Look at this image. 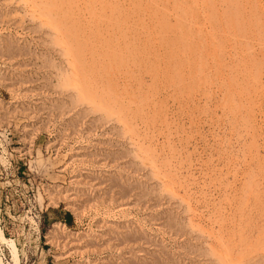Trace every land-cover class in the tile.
<instances>
[{"label":"rangeland","instance_id":"374dc122","mask_svg":"<svg viewBox=\"0 0 264 264\" xmlns=\"http://www.w3.org/2000/svg\"><path fill=\"white\" fill-rule=\"evenodd\" d=\"M263 5L0 0L3 261L5 239L19 264H217L207 239L254 264L255 241L239 242L264 205ZM98 33L103 65H84Z\"/></svg>","mask_w":264,"mask_h":264},{"label":"bare ground","instance_id":"6f19581e","mask_svg":"<svg viewBox=\"0 0 264 264\" xmlns=\"http://www.w3.org/2000/svg\"><path fill=\"white\" fill-rule=\"evenodd\" d=\"M16 1V0H15ZM220 1V0H219ZM183 2V1H182ZM220 3V2H219ZM238 3H239V1H238ZM228 4V3H227ZM262 4V3H261ZM211 5V4H210ZM226 5V4H225ZM248 5V4H247ZM233 6V5H232ZM264 6V5H263ZM35 7L36 6H34V9H35ZM225 7V6H224ZM261 7V6H260ZM23 8V7H22ZM29 8V7H28ZM239 9H240V7H238ZM25 9V8H24ZM30 9H32V8H30ZM16 10V9H15ZM264 10V9H263ZM29 11V10H28ZM230 11H231V9H230ZM27 13V12H26ZM229 13V12H228ZM233 13V12H232ZM46 13H44L43 15H45ZM230 14V13H229ZM0 15H1V13H0ZM47 18V17H46ZM44 19V20H47V19ZM36 19V18H35ZM179 19V18H178ZM235 19V18H234ZM233 19V20H234ZM230 20V19H229ZM259 20H260V18H259ZM222 21V20H221ZM43 23V22H42ZM191 24V23H190ZM37 25V24H36ZM50 27H52V26H50ZM47 28V27H46ZM57 28V27H56ZM49 29V28H48ZM260 29V28H259ZM51 31V30H50ZM60 31V30H59ZM66 31V30H65ZM45 32V31H44ZM55 32H56V30H55ZM259 32H260V30H259ZM58 33V32H57ZM59 33H61V32H59ZM256 33H258V32H256ZM55 34V33H54ZM217 34V33H216ZM61 35V34H60ZM252 36H253V34H252ZM59 38V37H58ZM63 38V37H62ZM95 38H96V43H95V45H93V47H92V51L89 53V55L88 56H86V54H85V58L86 59H84L85 61H83V62H85V64L84 65H103V62H102V59H101V57L99 56V58H98V56L97 55H95L98 51H102V42L105 40L101 35H100V33H98L97 35H95ZM103 38V39H102ZM157 38V37H156ZM254 38V37H253ZM51 39V38H50ZM53 39V38H52ZM64 39V38H63ZM62 39V40H63ZM249 39V38H248ZM54 40H57V37H56V39H54ZM77 41H78V39H77ZM97 41H98V43H97ZM59 42V41H58ZM64 42V41H63ZM70 42H72V41H70ZM243 42V41H242ZM50 43H52V42H50ZM232 43V42H231ZM247 43H249L250 44V42L249 41H247ZM44 44V43H43ZM53 44V43H52ZM55 44V43H54ZM63 44V43H62ZM237 44V43H236ZM69 45H70V43H69V40H67V42H65V46L63 47V48H61V49H64V53H65V55H67L66 56V60H65V62H67V64H68V66L69 65H74V62H73V55H72V53H71V51H70V47H69ZM247 45V47H248V44H246ZM155 46V45H154ZM218 47V46H217ZM140 48V47H139ZM237 48V47H236ZM248 49V48H247ZM259 49V48H258ZM257 49V50H258ZM159 50V49H158ZM239 50V49H238ZM256 50V51H257ZM235 51V50H234ZM237 51V50H236ZM259 51V50H258ZM26 52V51H25ZM88 54V53H87ZM238 55H240V53L238 54ZM242 55V54H241ZM61 56V55H60ZM62 56H64V55H62ZM79 56V55H78ZM117 56V55H116ZM231 57V56H230ZM76 58V57H75ZM200 58V57H199ZM232 58V57H231ZM240 58V57H239ZM211 60V59H210ZM224 60V59H223ZM246 60H248V59H246ZM213 61V60H212ZM224 61H226V60H224ZM251 60H249V61H247V62H250ZM62 62V61H61ZM141 62V61H140ZM225 63V62H224ZM245 63V62H244ZM53 64H54V62H53ZM52 64V65H53ZM66 64V65H67ZM137 64V63H136ZM213 64H215L214 62H213ZM229 64V63H228ZM247 64H249V63H247ZM251 64V63H250ZM211 65V64H210ZM236 65V64H235ZM130 66V65H129ZM137 66V65H136ZM139 66V65H138ZM248 66V65H247ZM73 67V66H72ZM76 67V66H75ZM234 67V66H233ZM239 67V66H238ZM246 67V66H245ZM245 67H244V69H245ZM255 67H260V66H255ZM70 68H71V66H70ZM78 68V67H77ZM211 68V67H210ZM235 68V67H234ZM56 69V68H55ZM80 69V68H79ZM101 69V68H100ZM125 69V68H124ZM246 69H248V67L246 68ZM257 69H259V68H257ZM68 69H66V72H68L67 71ZM215 70V69H214ZM230 70V69H229ZM72 71H73V69H72ZM81 71V70H80ZM221 71V70H220ZM219 72V71H218ZM231 72H232V70H231ZM254 72H256V70L254 71ZM253 72V73H254ZM62 73H63V71H62ZM223 73V72H222ZM3 73H1L0 74V84L2 85V86H4L5 87V89H9V91L11 90L12 91V89H13V87L12 86H10L11 84L7 81V75H5V74H3ZM58 74V73H57ZM59 74H60V72H59ZM64 74H66V73H64ZM70 74H71V72H70ZM239 74V73H238ZM250 74V73H249ZM248 73L246 74V75H249ZM256 74H257V72H256ZM255 74V75H256ZM11 75V74H10ZM240 75V74H239ZM245 75V74H244ZM245 75V76H246ZM253 76H254V74H252ZM252 75H250V76H252ZM79 76V75H78ZM89 76V75H88ZM249 76V77H250ZM12 77V76H11ZM90 77V76H89ZM94 77V76H93ZM101 77H102V75H101ZM130 77V76H129ZM217 77V76H216ZM240 77V76H239ZM260 77V76H259ZM9 78V77H8ZM60 78V77H59ZM63 78V77H62ZM72 76L71 75H68V76H66L65 75V78L63 79L64 81H65V83H67L68 82V86H71V82H73L72 81ZM148 78V77H147ZM218 78V77H217ZM81 79V78H80ZM82 79H84V78H82ZM215 79V78H214ZM248 79V78H247ZM255 79V78H254ZM75 80H77V79H75ZM79 80V79H78ZM226 80V79H225ZM245 80V79H244ZM243 80V81H244ZM90 81H91V79H90ZM127 81V80H126ZM246 81V80H245ZM250 81V80H249ZM78 82V81H77ZM216 82H217V80H216ZM219 82V81H218ZM111 83V82H110ZM126 83V82H125ZM128 83V82H127ZM223 83H224V81H223ZM226 83V82H225ZM92 84H94V83H92ZM108 84V83H107ZM123 84V83H122ZM217 84V83H216ZM242 84V83H241ZM76 85V84H75ZM84 85H86L85 83H84ZM234 85V83L232 84V86ZM131 86V85H130ZM129 86V87H130ZM170 86V85H169ZM212 86V85H211ZM256 86H258V85H256ZM10 87H12V88H10ZM206 87V86H205ZM214 87V86H213ZM86 89L85 90H87V87H85ZM89 88V87H88ZM242 88V87H241ZM73 89V88H72ZM173 89V88H172ZM231 89V88H230ZM243 89H244V86H243ZM249 89V88H248ZM248 89H246V90H248ZM76 90V89H75ZM109 90V89H108ZM111 90V89H110ZM223 90H224V88H223ZM250 90V89H249ZM10 91V92H11ZM78 91H80V90H78ZM172 91V90H171ZM217 91V90H216ZM222 91V90H221ZM225 91V90H224ZM239 91V90H238ZM76 92H77V90H76ZM101 92V91H100ZM242 92V91H241ZM107 93V92H106ZM111 93V92H110ZM122 93V92H121ZM230 93V92H229ZM262 93V92H261ZM79 94V93H78ZM237 94H238V92H237ZM250 94V93H249ZM248 94V95H249ZM91 95V94H90ZM121 95V94H120ZM159 95V94H158ZM165 95V94H164ZM211 95V94H210ZM245 95H246V93H245ZM251 95V94H250ZM78 96V95H77ZM106 96H108V95H106ZM167 96V95H166ZM239 96V95H238ZM253 96H255V95H253ZM257 96V95H256ZM68 97V96H67ZM126 97V96H125ZM159 97V96H158ZM231 97H233V96H231ZM69 98V97H68ZM92 98V97H91ZM98 98V97H97ZM101 98H102V96H101ZM100 98V99H101ZM256 98V97H255ZM99 99V100H100ZM104 99V98H103ZM234 99V98H233ZM248 99V98H247ZM72 100V99H71ZM99 100H97V101H99ZM102 100V99H101ZM263 100V99H262ZM70 101V100H69ZM82 101V100H81ZM221 101H223V100H221ZM250 101H252V100H250ZM254 101V100H253ZM256 101V100H255ZM90 102V101H89ZM96 102V101H95ZM102 102H103V100H102ZM108 102V101H107ZM107 102H106V100H105V103H102L103 105H101L102 106V109L103 110H105L106 111V109H110V108H112L111 107V105L113 106V104H110L109 102H108V105H107ZM114 102H116V101H114ZM117 103V102H116ZM189 103V102H188ZM259 103V102H258ZM145 104V103H144ZM92 105V104H91ZM98 105H100L99 104V102H98V104L96 103L94 106H98ZM236 105V104H235ZM234 105V106H235ZM249 105H250V103H249ZM254 105H255V103H254ZM115 106V105H114ZM237 106V105H236ZM92 107V106H91ZM137 107V106H136ZM199 107V106H198ZM209 107V106H208ZM106 108V109H105ZM114 108V107H113ZM223 108H225L224 106H223ZM16 109V108H15ZM92 109V108H91ZM115 109H117V108H115ZM171 109V108H170ZM249 109V108H248ZM247 109V110H248ZM254 109V108H253ZM93 110V109H92ZM150 110V109H149ZM236 111V110H235ZM99 112H101V111H99ZM260 112V111H259ZM93 113V112H92ZM105 113V112H104ZM111 113V112H110ZM139 115V114H138ZM126 116V115H125ZM195 116V115H194ZM171 117V116H170ZM205 117V116H204ZM228 117V116H227ZM119 119V118H118ZM110 120V119H109ZM116 120V119H115ZM232 120V119H231ZM129 123V122H128ZM186 124V123H185ZM243 124V123H242ZM125 125V124H124ZM131 125V124H130ZM197 125V124H196ZM125 126H128V125H125ZM211 128V127H210ZM125 129V128H124ZM125 131V130H124ZM246 131V130H245ZM122 132V131H121ZM1 133V132H0ZM137 136V135H136ZM264 136V135H263ZM131 137V136H130ZM138 137V136H137ZM134 138V137H133ZM183 138V137H182ZM129 140V139H128ZM258 141V140H257ZM163 142H165V141H163ZM182 142V141H181ZM132 143L135 145V144H137L136 143V141H135V139H134V141H132ZM159 145V144H158ZM261 145V144H260ZM159 147V146H158ZM132 148V147H131ZM178 149V148H177ZM133 151V150H132ZM248 151V150H247ZM134 153V152H133ZM136 153V152H135ZM161 153V152H160ZM139 154V153H138ZM251 154V153H250ZM245 157V156H244ZM251 157V156H250ZM151 159V158H150ZM147 161V160H146ZM244 161V160H243ZM218 162V161H217ZM154 163V162H153ZM153 163H151V164H153ZM244 164V163H243ZM168 165V164H167ZM237 165V164H236ZM159 167V166H158ZM209 167V166H208ZM156 167H154L153 169H155ZM166 168V167H165ZM151 169H152V167H151ZM137 170V169H136ZM135 171V170H134ZM151 171V170H150ZM157 171L158 170H153V174H155V176H156V178H157ZM168 170L166 169V172H167ZM173 171V170H172ZM227 171V170H226ZM230 171V170H229ZM159 172V171H158ZM164 172V171H163ZM171 172V171H170ZM206 172V171H205ZM151 173H152V171H151ZM150 173V174H151ZM169 173V172H168ZM253 173V172H252ZM160 174V173H159ZM165 174V173H164ZM170 174V173H169ZM185 175V174H184ZM163 176V175H162ZM212 176H213V174H212ZM222 176V175H221ZM159 178V177H158ZM142 179H143V177H142ZM236 179V178H235ZM172 180V178L169 176V178L168 177H166V175L165 176H163V178H161L160 177V182H159V186H160V188H161V190L160 191H166L167 189H168V192L171 194V197L173 196L174 197V195H176V196H179L178 195V193L176 194L175 193V191L173 190V188H169V183H172V182H170ZM210 180V179H209ZM239 180V179H238ZM146 182V181H145ZM253 182H254V180H253ZM252 182V183H253ZM184 183V182H183ZM230 184V183H229ZM110 185V184H109ZM251 186H252V184H251ZM171 187V186H170ZM247 187V186H246ZM250 188V187H249ZM247 189V188H246ZM229 190V189H228ZM249 190V189H248ZM248 190H246V191H248ZM261 190V189H260ZM264 190V189H263ZM224 191V190H223ZM167 192V193H168ZM229 192V191H228ZM248 193V192H247ZM230 194V193H229ZM159 195V194H158ZM167 196V195H166ZM226 196V195H225ZM262 196V195H261ZM169 198H170V196H169ZM214 198V197H213ZM220 198V197H219ZM244 198H246V197H244ZM243 198V199H244ZM182 199V197H180V200ZM263 199V198H262ZM175 200V199H174ZM184 200V199H183ZM242 200V199H241ZM244 201V200H243ZM247 201V200H246ZM249 201V200H248ZM264 201V200H263ZM183 202V201H182ZM197 202V201H196ZM225 202V201H224ZM259 202H260V200H259ZM262 202V201H261ZM137 203V202H136ZM191 203V202H190ZM234 203V202H233ZM159 204V203H158ZM195 204V203H194ZM229 204V203H228ZM248 205V204H247ZM254 205V204H253ZM257 205H258V207H259V204H258V202H257ZM257 205H256V207L254 206V208H258L257 207ZM263 207H262V209L261 210H255V215L257 216V220H253L254 221V227H255V231L253 232V235H250L251 233H247V231L248 232H251V231H249V230H247V228H248V226H247V224H246V221H244V224H245V226H244V224L242 225V226H244L243 228H244V232L243 233H241V235H240V242H239V244L240 245H244V247L245 246H247L248 247V240L250 241L251 240V238H252V240H254L255 241V247H251V245H253V244H251L250 245V247L251 248H254L253 249V251L255 252L254 254H255V256H254V258L256 257H259V258H257V259H254L255 260V262H254V264H264V213H263V208H264V205L263 204H261ZM184 207V206H183ZM178 208V207H177ZM200 208V207H199ZM250 208V207H249ZM189 210V209H191V208H189V205H187L186 206V210ZM211 209V208H210ZM251 209V208H250ZM240 210V209H239ZM252 210V209H251ZM191 212H192V210H191ZM239 212H241V211H239ZM250 212V211H249ZM254 212V211H253ZM185 213V212H184ZM193 213V212H192ZM190 214V213H189ZM245 214V213H244ZM234 215V214H233ZM245 215H247V213L245 214ZM250 215H251V213H250ZM171 216V215H170ZM178 216V215H177ZM241 216V215H240ZM249 216V215H248ZM180 217V216H179ZM233 217V216H232ZM255 217V216H254ZM249 219V218H248ZM197 220V219H196ZM210 220V219H209ZM234 220V219H233ZM243 220V219H242ZM246 220V219H245ZM205 221V220H204ZM203 221V222H204ZM258 221V222H257ZM183 222V221H182ZM185 222V221H184ZM183 222V223H184ZM219 222V221H218ZM188 225H190V226H193L194 225V223L192 222V220H191V218L190 219H188ZM253 223V222H252ZM185 225V224H184ZM217 225V224H216ZM250 225V224H249ZM234 226V225H233ZM247 227V228H246ZM62 228V227H61ZM199 229H201V227L199 228ZM220 229V228H219ZM246 229V230H245ZM202 230L204 231V229L202 228ZM237 230V229H236ZM219 231V230H218ZM252 231H253V229H252ZM0 233H1V230H0ZM208 233V232H207ZM128 234V233H127ZM217 234V233H216ZM207 236H209V237H211L212 235L210 234V232L208 233V234H206ZM230 235V234H229ZM248 235H250V236H248ZM139 236V235H138ZM140 237V236H139ZM229 237V236H228ZM214 238V237H213ZM4 241H5V243H7L8 244V246H9V248H10V252H11V256H12V260H13V264H19V261H18V257H17V252H16V250H15V248L10 244V243H8L5 239H4ZM151 241V240H150ZM208 246V248H209V250L211 251V253L212 254H214V256H215V260H216V263L218 264V262L219 263H222L223 262V264H229V263H232L231 261H233L232 260V254H231V252H226L225 250L223 251L224 252V254L221 252V250H218L219 249V247H221V245L220 246H218V248L217 247H214V244L212 243V242H210L209 240H207V239H205V240H203ZM214 241V240H213ZM217 241V240H216ZM220 241H221V239H220ZM219 241V242H220ZM197 242V241H196ZM215 242V241H214ZM223 242V240L221 241V243ZM225 243H226V241H225ZM154 245V244H153ZM216 245V244H215ZM198 246V245H197ZM225 246V245H224ZM224 246H223V248H224ZM229 246V245H228ZM227 247V246H226ZM249 247V248H250ZM238 248V247H237ZM241 248V247H240ZM208 250V251H209ZM247 250V249H246ZM261 250V251H260ZM206 251V250H205ZM209 251V252H210ZM237 251V250H236ZM261 253H260V252ZM195 252V251H194ZM201 252H202V250H201ZM238 252V251H237ZM210 253V254H211ZM204 254H205V252H204ZM211 254V255H212ZM240 254V253H239ZM238 255V254H237ZM168 256H169V254H168ZM241 256V255H240ZM239 257V256H238ZM207 260V259H206ZM209 260H210V258H209ZM236 260V259H235ZM257 260V261H256ZM252 261V260H251ZM130 262V261H129ZM176 263H178L177 262V260H176ZM176 263H174V264H176ZM208 263V262H207ZM0 264H6L4 261H3V259L0 257Z\"/></svg>","mask_w":264,"mask_h":264},{"label":"trees","instance_id":"16d2710c","mask_svg":"<svg viewBox=\"0 0 264 264\" xmlns=\"http://www.w3.org/2000/svg\"><path fill=\"white\" fill-rule=\"evenodd\" d=\"M66 218H67V222L71 221V214L70 213H66Z\"/></svg>","mask_w":264,"mask_h":264}]
</instances>
